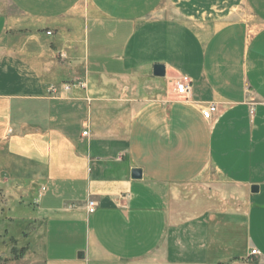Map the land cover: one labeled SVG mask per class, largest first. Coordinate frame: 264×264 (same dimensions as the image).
<instances>
[{"label": "crops", "instance_id": "1", "mask_svg": "<svg viewBox=\"0 0 264 264\" xmlns=\"http://www.w3.org/2000/svg\"><path fill=\"white\" fill-rule=\"evenodd\" d=\"M15 192L41 264H264V0H0Z\"/></svg>", "mask_w": 264, "mask_h": 264}, {"label": "rangeland", "instance_id": "2", "mask_svg": "<svg viewBox=\"0 0 264 264\" xmlns=\"http://www.w3.org/2000/svg\"><path fill=\"white\" fill-rule=\"evenodd\" d=\"M198 191V188H191L187 191L185 189L183 193L193 196ZM22 195L26 194L15 192L11 220L9 216L6 218L5 207L2 205L5 199L0 197V264H41V258L33 250V243L41 232L42 223L33 214L35 210L21 200Z\"/></svg>", "mask_w": 264, "mask_h": 264}, {"label": "built area", "instance_id": "3", "mask_svg": "<svg viewBox=\"0 0 264 264\" xmlns=\"http://www.w3.org/2000/svg\"><path fill=\"white\" fill-rule=\"evenodd\" d=\"M191 89V84H190V80L187 77H184L178 84H177V88H176V92L178 95H187L189 93ZM216 108L212 107L211 108V112H215ZM85 135H88V132L84 133ZM96 209V202L91 201L89 203V212L93 213ZM253 255H258L259 252L257 250H253L252 251Z\"/></svg>", "mask_w": 264, "mask_h": 264}, {"label": "water", "instance_id": "4", "mask_svg": "<svg viewBox=\"0 0 264 264\" xmlns=\"http://www.w3.org/2000/svg\"><path fill=\"white\" fill-rule=\"evenodd\" d=\"M154 76L161 78V77H165L166 75V66L163 64H157L154 66ZM143 176V171L141 169H133L132 170V178L134 180H139L141 179ZM253 192H257L259 190V187L254 186L252 188Z\"/></svg>", "mask_w": 264, "mask_h": 264}]
</instances>
